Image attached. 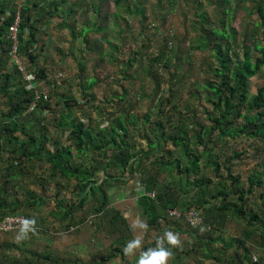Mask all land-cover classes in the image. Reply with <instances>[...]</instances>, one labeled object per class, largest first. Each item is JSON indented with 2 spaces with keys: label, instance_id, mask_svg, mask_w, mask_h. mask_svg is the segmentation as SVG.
Returning a JSON list of instances; mask_svg holds the SVG:
<instances>
[{
  "label": "trees",
  "instance_id": "16d2710c",
  "mask_svg": "<svg viewBox=\"0 0 264 264\" xmlns=\"http://www.w3.org/2000/svg\"><path fill=\"white\" fill-rule=\"evenodd\" d=\"M82 1L85 0H22L17 9L13 6L17 0H0V219L22 212L25 218L36 219V231L28 233V236L37 232L48 233L47 224L40 225L38 222L35 207L54 200L55 209L50 213L55 214L61 225L69 229L87 219L86 213L78 215V208L90 203L95 213L92 220H97L95 225L103 219L107 220L108 235H115L117 231L127 236L130 235L127 222L121 211L111 205L109 190L127 185L133 177L138 181L132 185L137 188L140 184L141 187L135 196L147 228L157 229L160 233L168 229L192 237L188 244L177 245L176 252L199 256L200 264L207 259L213 260L214 264H255L247 242L258 233V245L264 248V84L255 93H250L248 86L251 77L257 74L264 77V0H235L237 6L238 3L251 2L247 5L248 10L256 14V20L248 23L242 31V58L235 49L237 31L230 27L229 32L225 19L219 17L230 12L227 7L230 0H217V21H211L202 11L199 14L201 20L193 25L195 44L192 48L208 51L210 56L207 57L211 59L204 62L208 64V70L204 71L208 75L200 84L204 91L193 89L189 93L193 96L198 91L206 94V100L211 104L206 114L211 122L208 126L197 120L193 111L181 113L178 104L170 99L174 96L171 87L167 96L162 94V81L177 85L179 90L184 79V74L177 72L179 56L176 52L171 54L173 50L169 49L167 42L164 49L148 57L145 72L153 82L150 87L152 100L141 116L132 110L135 103L129 97V88L123 84L121 90H115L111 96L112 101L114 94L120 100L116 109L106 107L102 111L98 108L99 119L90 118L86 110H81V114L88 117L87 123L75 117L73 108L77 103L70 94L63 99L59 115L49 119L48 114H43L45 111L56 112L49 98L57 93L54 87L48 94L37 87L40 79L50 83L45 67L36 66V59L43 50L40 47L39 51H34L39 41L38 33L41 26L60 10L65 14L58 26L63 27L67 17L76 12ZM132 1L114 0V3L117 10L143 14L144 7L139 8L142 0ZM199 4L202 5L200 1ZM90 5L97 10L96 2L90 1ZM38 7L39 12H36ZM117 12L115 16H118ZM17 16V54L21 60L25 58L29 62L28 66H24L33 77L30 81L24 79L8 55L13 45L7 37L8 30ZM96 20L100 23L94 22L96 25L91 28H102V19L97 16ZM85 30L82 28V31ZM109 43L110 47L117 49L116 52L102 49L101 57L107 54L113 61L117 60L119 48ZM141 57V50L136 49L127 61H123L125 65L121 72L125 80L134 76L127 71L134 66L133 61ZM79 66L81 71L86 70L84 62L80 61ZM162 66L169 71L166 79L159 74ZM95 81L90 79L85 84H79L85 90L90 89ZM27 83L33 84V87L27 88ZM140 87L144 89L146 85L142 83ZM89 96L90 100L95 98L92 93ZM106 101L110 99L106 98ZM185 106L188 108V101ZM152 116H155L154 119ZM51 127L65 134L68 142L51 135ZM213 130H217L216 140L211 139ZM240 136L263 142V146L256 151L262 153L263 158L256 161V168L250 170L244 181L231 171L234 159H239L243 151L232 148L230 155L225 150L220 151L225 157L220 163L213 147L220 141ZM167 143L170 148H165ZM210 143L213 145L210 146ZM199 145H203L200 152L197 151ZM182 164H185L183 169ZM221 166L228 171L226 176L219 173ZM206 169L213 171V175L203 174ZM135 171L139 173L137 177ZM31 176L39 183V191L30 185V180L27 182ZM72 180L75 181L73 189L70 188ZM52 185L53 195L50 194ZM258 187L263 189L259 193L260 204L248 206V196ZM68 188L76 196V201L68 202L66 195L60 196L61 191ZM147 192H154L155 195ZM10 195L13 197L9 198ZM169 209L178 210L180 217L169 215ZM189 209L199 211L204 217L201 225L193 226L199 227V231L190 229L184 219ZM228 218H238L251 227L244 228L241 238H225L222 228ZM181 220L189 227L182 229ZM120 241L125 246L124 238ZM155 244L144 245L142 252L155 248ZM2 246L10 247V244L0 242ZM172 246L168 242L164 245L169 249ZM123 249L117 244L107 252L100 251L101 261L119 255L122 257L125 254ZM51 256L32 250L27 251L26 258L21 261L14 259L8 262L9 256L4 255L0 257V264H45L46 260L51 261ZM177 258L173 257L174 264Z\"/></svg>",
  "mask_w": 264,
  "mask_h": 264
},
{
  "label": "rangeland",
  "instance_id": "374dc122",
  "mask_svg": "<svg viewBox=\"0 0 264 264\" xmlns=\"http://www.w3.org/2000/svg\"><path fill=\"white\" fill-rule=\"evenodd\" d=\"M21 1L22 0H17V3L13 4V6L19 9ZM73 1L74 0H70V2ZM90 1L94 3L96 2L98 7L97 10L90 5ZM98 1L99 0L82 1V5L76 8L74 14L67 17L65 25L61 28L58 25L61 21L62 15L65 14L61 10L57 15L50 19L47 24L42 25L40 28L38 33L39 41L36 43V49L34 51H39L40 47H42L43 50L41 55H38V58L36 59V66L45 67L47 80H49L50 83L46 80L40 79L37 87L39 88L38 90L47 94L54 87V92L57 93L49 98L51 107L54 108L56 112H50L48 110L49 112L45 111L43 114H48L49 119H52L55 115H59V110L63 107V99L68 97L67 94H70V96L76 99L77 103V106L73 108L75 117L81 118L84 123H87L88 117L81 114V110H86L90 118L93 120L99 119L100 112L98 108H101L102 111H104L106 107L116 109V105L120 100L117 95L114 94V100L112 101L111 96L115 90H121L123 84L129 88V97H132L135 103V107L132 110L136 115L141 116L147 111L152 100L150 87L153 85V82L150 79V76L145 72V67L149 61L148 57L154 56L160 50L164 49L165 43L167 42L169 43V49L172 48L173 50L171 54L176 52L179 56L177 72L184 74V79L182 80V86L179 87V90L176 89L178 87L177 85L162 81V94L163 96H167V94L170 93L169 89L171 87L174 96H170V99L174 100L175 104H178L181 113L186 110L193 111L196 119L208 126L211 122L208 120L206 114L207 111L211 109V104L206 100V94L200 92L204 91L201 89L200 84L203 83V79L208 75V72H204L208 70V64L206 65L204 62H208L211 58L207 57V55L210 56L208 51L192 48L195 44L193 40L195 36L193 25L201 20L199 14H201L202 11L207 13L211 21H217L218 14H216L215 11L218 6V4L216 5L217 0H174L173 3H170L169 0H142L139 4V8L144 7L143 14L128 13L124 9L117 10L114 0ZM199 1L202 5L199 4ZM250 3L251 2L245 4L238 3L237 6L235 0H230L227 5L230 12L226 15L222 14V16H219L225 19L227 30L229 32L231 31L229 29L230 27L237 31L235 49L239 52L240 58L243 56V49L240 47V43H242V31L248 23L256 20V14L248 10L250 8L247 5ZM35 10L36 12H39V7L35 8ZM115 12L118 13V16L114 15ZM97 16L102 19V23L100 24L102 28L93 29L91 27H95L98 22L100 23L99 20L98 22L96 20ZM94 22L96 24H94ZM82 28H86V30L82 31ZM72 29H74L75 32H71ZM258 38L261 39V36L258 35ZM109 42L117 45L119 48L117 60L113 61L107 54L101 57L100 52L102 49H107V51L112 53L116 52L117 49L110 47ZM260 42L263 43V40L261 39ZM93 44H97V46H92ZM91 47L96 49H92ZM136 49L141 50L142 57L133 61L134 66H130L127 73L133 74L134 76L129 78V80H125L123 78V73L121 72L125 65L123 61H127ZM80 61L84 62V65H86V70L84 72L80 69ZM22 62L23 66L29 65L28 60L25 58H22ZM9 67L11 68L12 65L10 64ZM159 71V74L162 77H165V79L168 78L169 71L167 69L162 66ZM90 79H95V83L92 84L90 89L82 90L79 83L82 82L85 84ZM142 83L146 85L144 89L140 87ZM262 84H264V77L262 75L257 74L251 77L248 86L249 92L255 93L257 88ZM193 89L200 91L193 96L189 93V91ZM84 93H87V95H84ZM89 93H92L95 96L93 100H90L91 96H89ZM118 93L120 94V92H117V94ZM60 94H63L64 96H60ZM178 97H180L181 100ZM106 98L110 99V101H106ZM186 101L189 102L188 108L185 106ZM190 116H193V114H190ZM154 117L155 116H152L153 119ZM216 133L217 130H213L211 134L212 140H216ZM51 135L56 137L59 136L63 142H68L66 140V135L62 134V132L56 128L51 127ZM143 145H145L144 141ZM209 145L212 146L213 144L210 143ZM262 146L263 142L258 139L240 136L220 141L213 147L214 153L218 155V161L220 163L225 158L220 151L225 150V153L228 155L231 154L232 148L243 151L239 159H234L231 171L234 175H240L241 179L244 181L250 170L256 168V161L263 158L262 153L260 154L259 152H256ZM170 147L171 145L169 143L165 145V148ZM202 149L203 145L197 146L198 152ZM184 167L185 164H182L181 169ZM37 169L39 170V164H37ZM43 169H45V166ZM219 173L226 176L228 171L221 166ZM203 174L212 176L213 171L206 169ZM32 177L33 176H31L30 179H27V182L30 180V185L39 191V183L36 179H32ZM135 177L137 176L135 175ZM129 180L130 183L138 181L133 177ZM189 180L191 181V178ZM71 183L72 185L70 188L73 189L75 181L72 180ZM70 188L62 190L60 196L62 197L66 195L68 202H71L72 200L76 201L77 198L75 195L73 196ZM51 189L50 194L53 195V185ZM261 190L263 189L258 187L255 189L254 193L248 196V206L260 204L261 200L259 198V193ZM11 197L13 196L10 195L9 198ZM111 199H115L113 195L111 196ZM42 204L43 205L40 206L41 211L46 214L54 208L53 206L55 203L54 200H50L43 202ZM35 208L37 210L36 214L39 216V205ZM85 213L87 219L79 223L78 226L73 225L74 228L72 230L70 229L71 226L67 229L63 227L64 225L51 226L50 224H47L46 227L49 229V232L46 233L48 236L44 238L45 247L39 244V232L23 239L22 241H24V243L22 247H26L24 249L27 251H49L52 248V246H50V243H52V234L55 237L53 239L60 236V242L70 234L75 236H92L97 230H100L101 226H103V229L105 228L104 219L100 224L95 225L97 224V220H95V222L92 220L95 219V213L91 210L90 203L78 208L79 216H83ZM98 217H100V215H98ZM48 220H52V217H48ZM181 221L183 222H181L182 229H184L183 227H189L184 220ZM250 227L251 226H247L243 220L238 218H228L225 226L222 228L223 237L227 238L235 236L241 238L244 228L249 229ZM189 228H195L196 231H199V227L196 228L191 226ZM17 231L19 230H16L15 232H2L0 233V236L16 235ZM156 231L158 232L157 229L149 230L150 235L152 236L153 234H156ZM201 232L202 230L200 233ZM258 236L259 234L257 233L252 239L248 240V248L254 258V263L264 264V248L258 245L260 242ZM178 237L181 238L184 244H188L186 241L191 242L193 240L187 233H183V235ZM88 239L90 238L88 237ZM255 239L257 241H255ZM22 247L15 249L2 246L0 247V257H4V255L9 256L8 262H11V260L14 259H19L21 261L26 258L27 255V252L22 253V251H24ZM76 247L78 248L73 252V249L69 248L66 253L61 255L65 264H79V262L86 261L88 259L87 257H90L86 256L85 252H83L84 247L79 244H76ZM140 251L141 245L138 249L134 250L131 255H126V257H131ZM53 253L55 252L53 251ZM49 254L53 256L52 253ZM96 258H99L98 252H96ZM45 264L58 263L52 259L51 261L46 260Z\"/></svg>",
  "mask_w": 264,
  "mask_h": 264
},
{
  "label": "crops",
  "instance_id": "0c3cea01",
  "mask_svg": "<svg viewBox=\"0 0 264 264\" xmlns=\"http://www.w3.org/2000/svg\"><path fill=\"white\" fill-rule=\"evenodd\" d=\"M140 190L141 189H139L138 187L135 188L130 182L127 185L111 188L109 190L110 195L111 196L113 195L115 198L114 200L111 199V205H113L116 208V210L121 211V214L125 218V222H127L130 235L122 236L117 231L115 232L116 235H108L107 234V229H108L107 220H104L105 228L103 229V226H101L100 230L97 233H94V235L92 236H89V235L75 236V235L70 234V235H67L65 239L59 242L60 236H58L56 239H53L55 237L52 234L51 235L52 243H50L51 244L50 246H52L53 249L51 248L49 251L42 250L41 252L46 253V254L52 253L53 261L60 260L58 264H65L63 262L64 259H62L61 255L66 253V251H68L69 248L73 249L72 250L73 252L76 248H78L76 247V244H79L82 247H84V250L83 249L82 250L83 252H85V255L90 256V257H87L88 259L86 261H83L82 263H79V264H118V263L133 264L134 262L137 261L139 255L142 252V248L144 245L151 244L153 242L157 243V241H155L156 236L157 238L163 237L164 232L168 230L166 229L163 231V229H161V231L163 232L160 233L159 231L158 232L156 231V234H153L151 236L148 228H141V225L145 224V220H144L143 214H141V210L138 206V203L136 202L137 196H135V193H139ZM53 207L54 208H52L51 211L55 209V205ZM48 217H52V220H50L51 222L48 220ZM39 223L40 225L50 224L51 226H56V225L58 226V225H61L62 222L55 216V214H51L50 211L46 214L42 213L41 207H39ZM18 233L19 231H17L16 235L13 234V235L0 236L1 237L0 242L2 243L4 242L6 244L9 243L11 248H15V249L21 248L24 241L17 240ZM173 233L177 234L178 236L183 235V233L181 234L180 232L178 233L173 232ZM47 236L48 235L46 233L39 232V244H41V246L43 247H45L44 238H46ZM86 236H88L90 239H88V237ZM137 236L141 238V251L139 253H136L132 255L131 257H126V254H124L122 257H120L119 255V256L113 257L111 260L103 259L101 261V256H99V258H96V252L98 253L100 251L107 252V250H109L111 246L117 245V244H119L122 247H125L128 241L135 239ZM120 238H124V241L126 242L125 246L120 241ZM178 238L180 240L179 244L181 245L184 244L181 238L180 237ZM166 243L167 241L165 240L164 245ZM155 247H156V244H155ZM176 247L177 245L171 247L170 250L172 252V255L168 258L167 264H174L173 257L174 258L178 257L177 263L175 264H200L199 256H192V254H187V252H182V251L181 253H179L178 251L176 252L175 251ZM22 248L24 249L26 247H22ZM53 251L55 253H53ZM23 252H27V250L24 249L22 253ZM201 264H214V261L211 259H207Z\"/></svg>",
  "mask_w": 264,
  "mask_h": 264
},
{
  "label": "clouds",
  "instance_id": "9594fccd",
  "mask_svg": "<svg viewBox=\"0 0 264 264\" xmlns=\"http://www.w3.org/2000/svg\"><path fill=\"white\" fill-rule=\"evenodd\" d=\"M36 219L32 218H23L21 220V225L19 233L17 235V240L26 239L28 233H34L36 231ZM141 228H147V224H142ZM167 241L168 244L176 246L179 245L180 240L177 234H174L173 231L167 230L164 232L163 237L157 238V243L155 248H148L147 250L141 252L139 255L136 264H167L168 258L172 255V252L169 248L164 247V241ZM141 245V238L137 236L135 239H132L127 242L123 251L126 255H131L134 250L138 249Z\"/></svg>",
  "mask_w": 264,
  "mask_h": 264
},
{
  "label": "built area",
  "instance_id": "2783aa9c",
  "mask_svg": "<svg viewBox=\"0 0 264 264\" xmlns=\"http://www.w3.org/2000/svg\"><path fill=\"white\" fill-rule=\"evenodd\" d=\"M17 25H18V16L14 22L13 25L9 27L8 30V35L7 37L10 38L13 41V45L11 49L8 52L9 59L12 63H14L19 70L22 72L23 77L25 80L30 81L32 75H29L26 70L25 66L22 65V60L17 54V37H16V32H17ZM27 88H32L33 84L27 83L26 85ZM36 97H38V94H36ZM134 175L138 176L139 173L135 171ZM139 189H141L140 184L138 186ZM149 195L154 196V192H147ZM169 215L175 216V217H180V212L176 209H169L168 210ZM184 219L189 223L190 226H199L203 223V215L194 209H189L188 211L185 212L184 214ZM25 218L24 214L22 212H18L15 214H9L5 215L3 218L0 219V232H9V231H16L20 229L21 225V220ZM74 227L71 226L70 229L72 230Z\"/></svg>",
  "mask_w": 264,
  "mask_h": 264
}]
</instances>
